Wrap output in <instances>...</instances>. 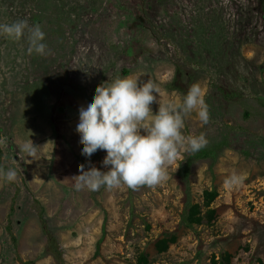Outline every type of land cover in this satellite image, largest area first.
Wrapping results in <instances>:
<instances>
[{
    "label": "rangeland",
    "instance_id": "374dc122",
    "mask_svg": "<svg viewBox=\"0 0 264 264\" xmlns=\"http://www.w3.org/2000/svg\"><path fill=\"white\" fill-rule=\"evenodd\" d=\"M263 6L0 0V23L40 25L50 49L28 54V30L20 40L0 35V168L17 170L14 182L0 179V264H264ZM177 75L182 90L171 85ZM124 76L151 78L161 102L181 101L193 83L204 90L208 124L193 112L182 130L209 141L189 188L184 150L157 185L74 188L79 165L107 171L106 151L90 163L81 155L79 106L97 85ZM30 139L38 160L19 151ZM233 173L242 182L225 188Z\"/></svg>",
    "mask_w": 264,
    "mask_h": 264
},
{
    "label": "clouds",
    "instance_id": "9594fccd",
    "mask_svg": "<svg viewBox=\"0 0 264 264\" xmlns=\"http://www.w3.org/2000/svg\"><path fill=\"white\" fill-rule=\"evenodd\" d=\"M25 30L29 32L28 54L48 55L50 49L44 42L45 32L40 25L29 26L25 20L0 23V35L12 40H20ZM157 96L159 108L153 113L150 106ZM193 112L202 124H208L209 109L198 82L188 87L179 102L175 99L161 102L160 89L151 78L140 81L124 76L97 85L86 103L79 106L75 128L82 141L81 155L89 158L90 163V157L97 150L106 151L101 164L107 171L79 165L74 188L96 191L102 186L112 189L124 184L135 189L162 182L167 177V166L177 160L181 150L196 153L209 142L203 132L182 133L185 118ZM18 147L26 158L38 160L42 156L38 150L41 147L31 139ZM16 178L14 167L6 171L0 168V179L14 182ZM242 179L233 173L225 179L224 187L237 186Z\"/></svg>",
    "mask_w": 264,
    "mask_h": 264
},
{
    "label": "trees",
    "instance_id": "16d2710c",
    "mask_svg": "<svg viewBox=\"0 0 264 264\" xmlns=\"http://www.w3.org/2000/svg\"><path fill=\"white\" fill-rule=\"evenodd\" d=\"M263 10H264V6H263ZM124 74L127 75L129 74V70L128 69H124L123 70ZM171 85L173 86L174 89H179L182 90L183 86L181 81L178 79V75L173 79ZM205 156H209L208 154H206L205 152L199 151L197 153H191L190 156H188L189 158L184 161V163H182V167H181V173H182V177L185 179V181L187 182V187H190V180H189V175H190V167L193 163L194 159H199ZM212 201V199H209L208 201H206L204 203V205L209 206L210 202ZM190 202H188L187 207L189 205ZM193 207H199V205H196V203H194L192 205ZM193 213H190L189 211H185V220L186 221H190V218H192ZM199 220V219H196ZM100 246V243L97 244V247ZM25 264H33V261H27L25 262Z\"/></svg>",
    "mask_w": 264,
    "mask_h": 264
}]
</instances>
